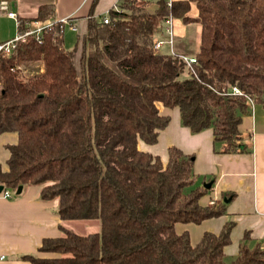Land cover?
I'll return each instance as SVG.
<instances>
[{
  "label": "trees",
  "instance_id": "1",
  "mask_svg": "<svg viewBox=\"0 0 264 264\" xmlns=\"http://www.w3.org/2000/svg\"><path fill=\"white\" fill-rule=\"evenodd\" d=\"M125 0L110 8L108 22L90 17L86 32L65 49L61 23L41 38L26 35L0 52V134L15 132L0 162V185L13 191L40 186L41 200H56L63 222L98 219V231L82 235L59 223L44 237L32 264H264V249L247 244L227 260L232 223L205 231L191 243L177 223L199 224L225 214L223 202L201 204L206 184L193 185L194 155L176 145L165 158L139 148L155 145L179 111L192 133L210 128L222 151L241 150V117L248 99L264 102V0ZM195 10V16L192 11ZM129 10V12H128ZM33 20L53 18V6H37ZM200 26L196 63L155 51L152 36L167 17ZM18 21V31L27 29ZM17 31V32H18ZM184 54V53H183ZM42 63L39 70L30 71ZM27 72V73H26ZM244 149V148H243Z\"/></svg>",
  "mask_w": 264,
  "mask_h": 264
},
{
  "label": "crops",
  "instance_id": "2",
  "mask_svg": "<svg viewBox=\"0 0 264 264\" xmlns=\"http://www.w3.org/2000/svg\"><path fill=\"white\" fill-rule=\"evenodd\" d=\"M2 1L7 3V8L0 9V42H5L16 35L18 21L26 22L33 19L38 5L48 4L53 6L54 19L68 20L64 24L62 40L64 48L69 49L86 32L88 18L100 20L103 15L109 13L110 8H116L121 0H0V3ZM137 1H149L151 10H155L157 5V0ZM7 11L14 12L16 17H10ZM191 14L195 16L194 9ZM173 22L177 37L176 51L184 54L195 53L197 47L183 48L180 47L179 42L180 37L191 39L195 36L196 40H199L197 29L200 32V26L195 22L184 24L178 19ZM41 68L42 63H38L32 65L30 71ZM262 102L248 101L249 111L241 117L238 129L242 141L240 148L245 149L243 151H222V144L213 140L210 128L192 133L189 128L181 124L179 111L174 108L167 109L160 104L159 111L168 114L170 121L159 133L157 144L144 143L147 145L145 150L153 154L159 153L157 155L162 158L166 157L165 152L168 147L162 149L163 146H159L164 140L176 145L184 153L194 155L193 170L198 176H205L201 184H206L208 188L207 194L201 198L200 203L212 205L223 202L226 211L220 217L206 218L199 224H186L183 225V229L176 230L188 231L190 242L195 243L206 230L218 233L221 227L230 221L232 223L230 244L224 251L225 255L231 257L237 253L238 241L244 233L248 235L247 244L252 242L251 245L248 244L250 247L258 243L264 249V105ZM16 141L15 132L0 134V162L4 169L7 168L6 159L9 156L6 145ZM140 143L139 148L142 149ZM21 190V193L12 197L0 194V264H32L20 256L38 253L37 248L43 238L57 237L60 234L58 224H64L56 214L57 201L41 200L40 186L27 184Z\"/></svg>",
  "mask_w": 264,
  "mask_h": 264
},
{
  "label": "built area",
  "instance_id": "3",
  "mask_svg": "<svg viewBox=\"0 0 264 264\" xmlns=\"http://www.w3.org/2000/svg\"><path fill=\"white\" fill-rule=\"evenodd\" d=\"M166 2L168 5H170L171 0H166ZM6 8H7V3L2 1L0 3V9L6 10ZM7 14L12 18L16 17L14 12L7 11ZM67 21H68L67 18L61 19V20L51 18L50 20H45V21H40V20L26 21L24 24L27 27V29L22 30V32L18 31L13 38L8 39L5 42H0V52H2L5 55H8L17 46V43L22 42L25 39L26 35H29V34H34L36 39L39 40L41 38L42 30L44 28H52L53 24H55L56 22H59L62 24L61 31H60L62 33L64 26H65L64 24H66ZM100 21L102 23H107L108 14L103 15ZM173 21L174 20L171 17V15L162 21L163 24H162L161 30L152 36L153 38L152 47L155 51L157 50L161 52V48H162V50H164V53H167L169 55H174V56L177 55L180 61L184 63V66L192 70V64L196 63L195 56L193 54L179 53L175 49V41H176L175 39L176 37H174L175 36V23ZM30 25H34L35 27L30 28L29 27ZM229 94L244 95L246 96V98L248 99L250 103H252L253 101L248 95L243 94V92L236 86H232L230 88ZM0 194L5 197H12L14 195L13 191L11 192L6 189L3 190V188Z\"/></svg>",
  "mask_w": 264,
  "mask_h": 264
},
{
  "label": "rangeland",
  "instance_id": "4",
  "mask_svg": "<svg viewBox=\"0 0 264 264\" xmlns=\"http://www.w3.org/2000/svg\"><path fill=\"white\" fill-rule=\"evenodd\" d=\"M124 1L125 0H121L116 5V8L122 10L123 8H121L120 5H122V3ZM151 1L155 2V0H151ZM135 2H136L137 5H140V3H141V1L139 2L137 0H135ZM151 11H153V10H151ZM128 12H129V10H128ZM195 27H196V25H195ZM197 33L199 34V30L198 29H197ZM174 37H176V36H174ZM175 39H177V37ZM196 39L197 38H195V36L193 38H191V39H188V38L185 39L184 37H180L179 45H180V47H183V48H185L186 46H189L191 49L192 48H195V47L198 46V43H199L198 42L199 40H196ZM162 51H164V50H162V48H161V52ZM30 69H31V67H30ZM262 103L264 105V102H262ZM218 144H222V141H219L218 140ZM140 146L142 147V149H147V148H145V147H147V145H145V144L143 145V144L140 143ZM159 146H163L162 149H164L165 146H172V144L168 140H164L163 142L160 143ZM248 149H250V148L248 147ZM248 149L246 148V150H248ZM243 150H245V149H241V150H238V151H243ZM156 154H159V153H156ZM203 177H205V176H203V175L198 176L197 175L196 180L194 181V184L193 185L194 186L195 185H200L201 182H202V180H203ZM64 225L67 226L68 228H70L72 231H74L76 233H79V234H82V235H86V234H88V232L98 231L99 230V227H100V223H99V220L98 219H72V220H69V221H65L64 222ZM183 225H186V224H184V223H177L176 229H183L184 228ZM192 240H193V238H192ZM248 244L251 245L252 242H249ZM230 257L231 256L226 255L227 260H230L231 259Z\"/></svg>",
  "mask_w": 264,
  "mask_h": 264
},
{
  "label": "water",
  "instance_id": "5",
  "mask_svg": "<svg viewBox=\"0 0 264 264\" xmlns=\"http://www.w3.org/2000/svg\"><path fill=\"white\" fill-rule=\"evenodd\" d=\"M2 185H0V192H1V190H2ZM21 188H22V186H18V188L16 189L17 191H16V194H19V193H21Z\"/></svg>",
  "mask_w": 264,
  "mask_h": 264
}]
</instances>
